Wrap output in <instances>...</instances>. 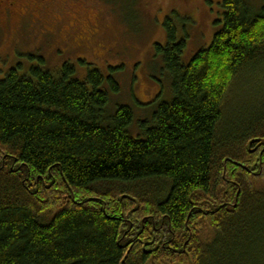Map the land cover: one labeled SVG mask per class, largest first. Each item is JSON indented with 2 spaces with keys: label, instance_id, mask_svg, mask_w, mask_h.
<instances>
[{
  "label": "trees",
  "instance_id": "16d2710c",
  "mask_svg": "<svg viewBox=\"0 0 264 264\" xmlns=\"http://www.w3.org/2000/svg\"><path fill=\"white\" fill-rule=\"evenodd\" d=\"M222 6L221 29L188 63L166 22L156 56L173 95L141 122L144 136L131 106H110L113 73L91 67L81 80L65 63L0 79V264H255L264 2Z\"/></svg>",
  "mask_w": 264,
  "mask_h": 264
},
{
  "label": "rangeland",
  "instance_id": "374dc122",
  "mask_svg": "<svg viewBox=\"0 0 264 264\" xmlns=\"http://www.w3.org/2000/svg\"><path fill=\"white\" fill-rule=\"evenodd\" d=\"M251 1L257 6L264 2ZM222 3L223 0H84L78 14L82 24L71 14V34L76 32L77 37L90 23L99 27L92 37L85 31L89 45L79 49L66 45L57 26L52 28L53 40V36L44 35V28L20 29L18 21L13 20L9 27L0 28V79L13 68L24 74L40 65L56 72L65 63L75 66V76L81 80L91 67L99 68L106 76L113 73L121 90L110 93V106L113 110L118 105L131 106L135 112L131 131L135 136H144L141 122L153 119L158 104L171 101L173 95L162 60L156 56V45L168 43L166 22L176 26L178 39H186L183 61L188 63L201 48L212 43L221 29ZM234 91H238V85ZM252 258L255 264H264V247Z\"/></svg>",
  "mask_w": 264,
  "mask_h": 264
},
{
  "label": "flooded vegetation",
  "instance_id": "af4514ba",
  "mask_svg": "<svg viewBox=\"0 0 264 264\" xmlns=\"http://www.w3.org/2000/svg\"><path fill=\"white\" fill-rule=\"evenodd\" d=\"M84 0H0V28H6L13 23V20L20 25V29L24 28H44V35L53 36V27L59 28V34H63V39L66 45L73 46V49L88 47L89 42L86 41L83 35L92 37L98 33L96 23H90L82 34H71L74 23L71 22V14H75L77 19L82 24V19L78 15L82 8ZM63 14L67 15L65 19ZM98 14H104L99 11ZM79 17V18H78ZM50 27V29L48 27ZM69 26V28L67 27ZM96 27V29H95ZM71 28V29H70ZM40 29V28H39ZM48 31H47V30ZM81 30V29H79ZM53 40L54 36L52 37ZM55 43V42H54ZM59 43H57L58 45ZM64 44V43H60Z\"/></svg>",
  "mask_w": 264,
  "mask_h": 264
}]
</instances>
